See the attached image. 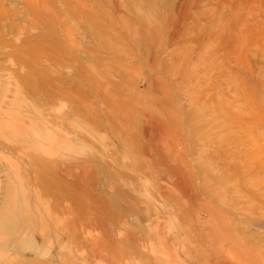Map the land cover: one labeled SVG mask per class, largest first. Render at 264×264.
<instances>
[{"label": "rangeland", "instance_id": "rangeland-1", "mask_svg": "<svg viewBox=\"0 0 264 264\" xmlns=\"http://www.w3.org/2000/svg\"><path fill=\"white\" fill-rule=\"evenodd\" d=\"M4 1L6 10L24 9L18 0ZM93 1L98 38L90 43L86 28L70 26L80 51L46 62L47 74L62 82L45 89V97H32L28 110L36 123L0 138L4 148L14 151V160L22 159L26 198L33 200L32 188H43L42 199L53 214H59L64 199L77 200L78 225L75 229L67 224L62 240L50 247L49 259L56 260L46 264H264V100L252 97V113L260 112L258 126L237 134L245 136L240 153L245 152L246 159L235 154L232 121L220 129L223 123L212 112L230 107L231 116H247L243 108L233 110L234 101L252 96L246 83L251 75L264 79V52L255 37L239 53L236 37L233 42L225 39L228 28L235 31L250 11L251 0L249 5L247 0ZM262 19L249 21L252 31ZM20 20L19 28L24 26ZM0 40V45L12 42L7 36ZM34 42L56 44L59 51L71 46L52 35ZM90 47L93 62L85 57ZM90 65H95L92 92ZM9 70L15 78L23 74L17 64L10 66L0 49V76ZM38 114L54 132L80 139L79 148L63 144L53 157H40L47 166H31L30 150H22L41 125ZM219 137H224L222 151ZM8 150L0 148L2 180ZM231 164L242 166L241 171L234 173ZM76 177L82 184L77 192ZM246 192L256 200L249 203ZM210 207L219 217H209ZM153 228L161 230L160 238Z\"/></svg>", "mask_w": 264, "mask_h": 264}, {"label": "bare ground", "instance_id": "bare-ground-1", "mask_svg": "<svg viewBox=\"0 0 264 264\" xmlns=\"http://www.w3.org/2000/svg\"><path fill=\"white\" fill-rule=\"evenodd\" d=\"M5 1H7V4H10V3L13 4L14 2V0H5ZM18 1H20V3L23 5V8H24L23 11H19L14 8L12 9L10 8L6 10L5 4H3L2 0H0V36L2 37L7 36L12 39L11 43L9 42V44L0 45V49L3 50L5 57L7 58V62H9L10 66L13 67L17 64L20 67V69L23 71V74L19 78H15V76L13 75L12 72H10V70L5 71V74L3 76L2 75L0 76V138L2 137L6 138L7 135L9 136L10 134H14L18 128L26 129V128L31 127V124H34L35 122L34 120L35 118L31 115L30 110H28L30 109L28 106L31 103L32 97L34 95L36 96L37 93L38 94L41 93V95L45 97V94H44L45 89H47L48 87H52L54 85L57 86L56 82L58 83L62 82V81L54 80L52 77H50L47 74L49 72V68H47L46 62L52 61L54 57H56L57 59L64 60V58L67 55L72 54V53L75 54V51L76 52L78 51L79 49L77 47L78 44L75 45V39L77 38V36L75 33H73L70 30V26H76V27L83 26L84 27L83 29L86 28L87 32L89 33L87 38H89L90 43L93 42L95 39H97L99 35L98 34V23H97V8L93 0H88L87 1L88 4H85V5L81 3L80 0H18ZM18 1H16L15 3H17ZM236 1L237 0H235V2ZM235 2L233 5L235 4L237 5V3ZM237 2L239 3V1ZM245 2H247V4L249 5L250 0L249 2L248 0ZM251 3H252V6L249 5L250 11H248V14H246L245 17H242L240 22L237 23L238 24L237 29L234 31V29L232 30L231 28H228L227 30L228 32L226 34L227 37L226 38L224 37L227 40L228 39L232 40L231 42H233L234 40L233 38L236 37L234 40L237 46L236 53H239V50H243L242 48L244 47L246 48L247 43H249V38L252 39L253 37H255V40H257V43H258L257 45L259 46V49L261 50V52H264V0H251ZM241 7L243 6L241 5ZM68 9L77 10V12L79 13L70 15L67 12ZM233 9H234V6H233ZM260 18H263L262 19L263 22L260 23V25L258 22L257 24L258 27L254 28L256 29L255 31H252V27H251L252 23L249 21L252 19L258 20ZM18 19H21L20 21L24 23V26H22L21 28H19L18 25L16 24V21ZM253 21H256V20H253ZM26 28H29V29L25 30ZM36 30H41V31L39 33H36L35 32ZM49 35L50 36L52 35L58 39H63V40L70 42V45H71L70 48L68 49L66 47H62L63 50L59 51V50H56L57 48L56 44L52 45V44H46L44 42L43 43H35V42L33 43V41H36L39 39L44 40ZM222 36H220L221 38H219V40L224 41L225 39H222L223 38ZM216 42H219V41H216ZM58 45H60L59 42H58ZM220 46H221V43H220ZM87 48L89 47L87 46ZM79 53L81 54V52ZM85 57H88L90 61L92 62L94 61L95 51L92 47H90ZM94 66L95 65L88 66V70H87L89 77H90L89 87H90L91 92L95 90L94 89V86H95L94 78H93L94 77L93 71L95 69ZM81 68L82 66L80 67V69ZM263 76L264 75H262V77ZM246 83L251 89L252 96H248L246 94L245 98L242 100L243 102L239 101V99H236L234 101L235 103L233 106V110L239 111L243 108L246 112H248V115L245 112L248 117L245 115H244L245 117L238 116L240 114L236 115L237 113L231 116L232 112L231 114L229 113L230 107L229 108L223 107V108H220L219 110L212 111L213 113L216 114L215 118L223 123V126L220 129L222 128L225 129V127L227 128V124L229 123V120L232 121L231 127L235 128L234 130L236 131L234 133V130H233L234 135H236L234 139V142L236 143V145L235 147L232 146L233 148H235V154L240 153L241 148L244 147L242 143L244 141H242V138L245 137L243 135H246V133L244 134L242 133L243 134L242 138L241 136L239 138L237 134L243 131L248 132L249 129H252L258 126L257 125L258 120L261 119L259 118L260 112L259 114L252 113L253 110L256 109L255 108L256 104L252 100V97L256 98V100H258V102L260 101L261 103L264 100V79L263 78L261 79V76L251 75V77H249L246 80ZM91 97H92V94L90 93V97H88V99L89 98L91 99ZM92 103L93 102H91V104ZM237 103L240 104L241 106L240 105L238 106ZM60 105L61 104L57 106H60ZM24 108H26V111L24 110ZM61 109L62 107L55 108L56 111H61ZM88 113L89 115L92 114L91 109L88 111ZM73 115L74 116L78 115L77 108L73 110ZM212 115L214 116V114ZM43 117L40 114H38V118L41 121L40 122L41 125L39 126V129L37 128V130H35L33 134L31 135L32 140H28L25 142L24 144L25 146L23 147V150H22L25 153L26 152L28 153V150H30L29 152H31V154H29L28 157L30 158V161L32 164L31 166L34 165V167L39 166V165L45 166L46 163L41 162L42 160L41 156L53 157L54 152H56L55 150H58L59 146H62L63 144H68L72 147L79 148L80 143H81L80 139L78 138H75V137L65 138L64 136L60 135V133L54 132L53 131L54 129H52V127L49 126V124L47 123L48 121H46ZM218 123L216 124L217 127L219 126ZM214 124L215 122L213 123V125ZM35 127H38V126H35ZM216 133L219 134L217 131ZM225 135H228V132ZM225 135L224 137H226ZM224 137L218 138L220 142L218 144L220 145L218 146L216 145L217 147L219 148L223 147L222 139ZM15 140H11V143ZM225 140L226 139H224V141ZM231 142L228 141L227 143L229 144ZM229 146L231 147V145ZM248 146H246V148L244 149H247ZM0 148L8 150L7 147L4 148L1 143H0ZM225 149L228 150L230 148L226 146ZM14 150H16V148ZM8 151H10V149ZM221 151H222V148H221ZM250 152L251 151H249L248 149V152L246 153L251 154ZM13 154H14V151L11 150L10 153L4 157L6 160V166L4 168L6 173L4 175L5 178L3 180L0 179V264H46L48 261H55L56 260L55 258L49 259V254L51 253L50 247H52L53 244L60 242L62 240L63 230L67 226V224L73 225V227L76 229V226L78 225L77 223L79 221V215H80L79 214L80 212L77 206V200L68 202L64 199L62 201V204L64 201H65V204L60 206L61 209H60L59 214L58 213L53 214L49 203L45 202V200L42 199V195H43L42 189L43 188L42 189H40V187L32 188L31 194L33 196L32 198L33 200H29L28 197L26 198V194L29 188H27V186L24 183L23 179L25 177L23 178L20 174L21 166L19 163H20L21 158L18 159L19 161L17 162L16 161L17 157L15 158L16 160H14L13 159L14 157L12 156ZM242 154L245 155V158L243 159H246L247 157H246L245 152ZM242 154L240 153L241 156ZM249 154H247V156ZM229 155H231L230 151H229ZM250 159L253 160L252 157ZM237 161L239 162V160ZM21 162H22V159H21ZM240 163L244 164L242 161ZM26 165H27V162H26ZM247 166H250V170H249L251 171L250 173L255 171V166L253 167L249 165L248 161H247L246 167ZM62 167H63V164L61 163V161H59V168H60L59 173L61 175H64L66 171ZM76 167L80 169L79 166H76ZM241 168L242 166L239 167L238 164H235L232 166V169L235 171L234 173L240 172ZM175 174L177 175V172H175ZM38 179L35 178L36 186H37ZM81 185L82 184H81L80 177H76L73 182V186L76 192L80 190ZM220 193L222 194V192ZM218 194L219 192L217 193V195ZM244 196H246L245 198L249 203H252L256 200V195L253 194L252 192H246ZM209 217L213 220L214 218L219 217V215L216 213V211L213 208H211V210H209ZM92 227L94 228V226ZM92 227L88 228V230L89 229L93 230ZM153 229L154 230L152 231H154L153 232L154 236H156L157 238H160L159 236L160 234L158 232H160L161 230L158 231V228L157 230H155V228ZM76 238L78 237H75L74 239ZM77 249H75V251Z\"/></svg>", "mask_w": 264, "mask_h": 264}]
</instances>
